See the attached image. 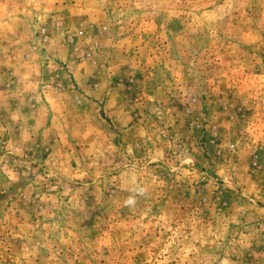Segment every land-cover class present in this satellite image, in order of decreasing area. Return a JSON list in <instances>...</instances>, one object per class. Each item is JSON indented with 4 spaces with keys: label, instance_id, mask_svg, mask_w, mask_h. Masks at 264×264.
I'll list each match as a JSON object with an SVG mask.
<instances>
[{
    "label": "rangeland",
    "instance_id": "1",
    "mask_svg": "<svg viewBox=\"0 0 264 264\" xmlns=\"http://www.w3.org/2000/svg\"><path fill=\"white\" fill-rule=\"evenodd\" d=\"M0 264H264V0H0Z\"/></svg>",
    "mask_w": 264,
    "mask_h": 264
},
{
    "label": "crops",
    "instance_id": "2",
    "mask_svg": "<svg viewBox=\"0 0 264 264\" xmlns=\"http://www.w3.org/2000/svg\"><path fill=\"white\" fill-rule=\"evenodd\" d=\"M29 46V45H28ZM8 46L7 45H5V48H7ZM30 47V46H29ZM8 61V60H7ZM11 74H12V72H10V73H8L6 76L7 77H5V78H7V80H8V82L9 83H15V82H17L18 81V78H17V80L16 79H14L13 78V80H11V78L13 77V75L11 76ZM18 82H20V79H19V81ZM10 85V84H9ZM8 88V87H7ZM18 92V91H17ZM7 93H9V92H7ZM19 104V103H18ZM12 110V109H11ZM8 118V120H7V122H5V133L7 132L8 133V137L6 136L5 137V140H7L8 142H7V144H8V146H10V145H13V139H12V137H11V131L12 130H14V128L12 127V125H18V124H22L23 122L22 121H20V123H19V121H17V116H16V114H14V111H11V113H9V116L7 117ZM24 124V123H23ZM26 127V130L27 131H30V129L28 128V126H25ZM30 127V126H29ZM15 131H16V129H15ZM17 133V132H16ZM7 138V139H6ZM12 157H6L5 156V159L7 160V161H9L10 159H11Z\"/></svg>",
    "mask_w": 264,
    "mask_h": 264
},
{
    "label": "clouds",
    "instance_id": "3",
    "mask_svg": "<svg viewBox=\"0 0 264 264\" xmlns=\"http://www.w3.org/2000/svg\"><path fill=\"white\" fill-rule=\"evenodd\" d=\"M125 203L131 205V204H134L135 201L133 198H129Z\"/></svg>",
    "mask_w": 264,
    "mask_h": 264
}]
</instances>
